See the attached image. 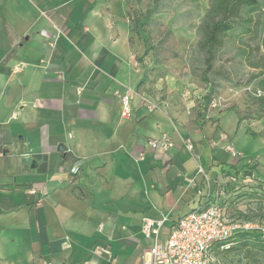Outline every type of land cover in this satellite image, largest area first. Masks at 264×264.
I'll return each instance as SVG.
<instances>
[{
    "label": "crops",
    "instance_id": "obj_1",
    "mask_svg": "<svg viewBox=\"0 0 264 264\" xmlns=\"http://www.w3.org/2000/svg\"><path fill=\"white\" fill-rule=\"evenodd\" d=\"M138 1L0 0V264H109L101 245L117 264H141L145 219L170 217L165 240L234 167L214 124L142 105ZM222 116V129L239 127ZM165 134L168 152L149 145ZM260 138L236 146L257 153Z\"/></svg>",
    "mask_w": 264,
    "mask_h": 264
},
{
    "label": "rangeland",
    "instance_id": "obj_2",
    "mask_svg": "<svg viewBox=\"0 0 264 264\" xmlns=\"http://www.w3.org/2000/svg\"><path fill=\"white\" fill-rule=\"evenodd\" d=\"M212 2L140 0L136 3L135 57L143 67L140 86L146 90L142 105L148 104L153 109L168 107L187 114L190 121L214 124L228 140L226 148L229 145L236 152L233 156L228 149L235 158L234 167L216 174V184L209 186L198 207L219 201L229 219L246 221L253 227L251 230L264 233V197L261 196L264 147L245 155L236 146L244 138L264 140V116L259 117L263 105L258 100L264 92V74L260 73L261 68L254 67L258 56L264 55V0H259L258 10L249 14L245 9L242 17L235 20L234 29L225 44L215 50L210 64L206 51L198 45V27ZM149 4L153 10L147 17L145 9ZM249 15L254 16L252 23L247 21ZM252 26L257 30L251 33ZM248 43L255 45V52L245 50ZM257 45L259 55H255ZM244 50L246 56L242 54ZM225 113L234 114L237 122L242 117L240 126L232 132L222 129L219 123ZM227 245L213 252L211 264H264L261 249L243 245L237 239Z\"/></svg>",
    "mask_w": 264,
    "mask_h": 264
},
{
    "label": "built area",
    "instance_id": "obj_3",
    "mask_svg": "<svg viewBox=\"0 0 264 264\" xmlns=\"http://www.w3.org/2000/svg\"><path fill=\"white\" fill-rule=\"evenodd\" d=\"M121 98L124 113L129 114L132 110L129 93L122 94ZM148 108L153 109L149 105ZM148 143L152 148L164 151H169L174 146L173 140L166 134L150 139ZM185 144L188 149H193L190 139H187ZM227 148L233 156L236 155L233 147L228 145ZM79 169L80 166L76 165L72 171L77 173ZM169 220V216L161 220L145 219L143 233L153 242L148 249L149 258L144 259L141 264H211V249L216 241L228 239L235 233L253 228L246 221L229 219L221 203L216 200L182 215L170 226L166 239L160 240L159 230ZM100 249L108 255L109 264H117L108 245H101Z\"/></svg>",
    "mask_w": 264,
    "mask_h": 264
},
{
    "label": "trees",
    "instance_id": "obj_4",
    "mask_svg": "<svg viewBox=\"0 0 264 264\" xmlns=\"http://www.w3.org/2000/svg\"><path fill=\"white\" fill-rule=\"evenodd\" d=\"M259 4V0H213L211 7L205 14L198 27L200 36L198 45L201 49L206 51V60L210 64L214 59L215 50L225 44L229 32L234 29L235 20L242 17V12L245 9H247V12L249 14L255 12L256 10H258ZM253 18V15H249L247 17V21L252 23ZM249 28L251 33L252 31L257 30L253 26ZM247 48L250 53L255 52V45L251 46L248 43L245 45V50ZM256 48L257 49L255 55H259L260 46L257 45ZM245 50L242 53L243 56H246L247 54ZM254 67L261 68L260 73L264 74V55L258 56V60L255 61ZM262 90L264 91V87L262 88ZM258 100H261V103L263 105L262 109L259 111V117H262L264 116V92L258 97ZM241 120L242 117L239 116L238 126H240ZM261 196L264 197V190ZM235 239L242 241L243 245H253L264 252V233L257 229H250L235 233L228 239L216 241L212 246L211 254H213L215 250L219 251V249L227 247V244Z\"/></svg>",
    "mask_w": 264,
    "mask_h": 264
},
{
    "label": "water",
    "instance_id": "obj_5",
    "mask_svg": "<svg viewBox=\"0 0 264 264\" xmlns=\"http://www.w3.org/2000/svg\"><path fill=\"white\" fill-rule=\"evenodd\" d=\"M65 148H62V150H64Z\"/></svg>",
    "mask_w": 264,
    "mask_h": 264
}]
</instances>
